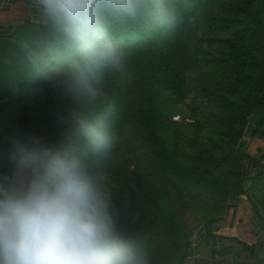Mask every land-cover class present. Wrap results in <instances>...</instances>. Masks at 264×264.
Here are the masks:
<instances>
[{"label": "trees", "instance_id": "obj_1", "mask_svg": "<svg viewBox=\"0 0 264 264\" xmlns=\"http://www.w3.org/2000/svg\"><path fill=\"white\" fill-rule=\"evenodd\" d=\"M108 30L124 67L105 69L91 92L66 83L71 53L44 50L43 17L0 37V173L13 138L74 142L124 234L153 264H185L196 231L212 236L232 204L244 198L264 220V153L247 151L248 139L264 142V0H179L171 26L140 18ZM77 116L100 123L111 146L92 152Z\"/></svg>", "mask_w": 264, "mask_h": 264}, {"label": "clouds", "instance_id": "obj_2", "mask_svg": "<svg viewBox=\"0 0 264 264\" xmlns=\"http://www.w3.org/2000/svg\"><path fill=\"white\" fill-rule=\"evenodd\" d=\"M51 39L44 50L71 53L66 83L92 91L105 69H122L112 20L148 18L171 26L179 0H32ZM74 130L94 153L108 149L100 123L77 116ZM11 174L0 173V264H153L119 228L110 191L74 142L59 146L13 138Z\"/></svg>", "mask_w": 264, "mask_h": 264}, {"label": "crops", "instance_id": "obj_3", "mask_svg": "<svg viewBox=\"0 0 264 264\" xmlns=\"http://www.w3.org/2000/svg\"><path fill=\"white\" fill-rule=\"evenodd\" d=\"M41 18L39 10L31 5L0 0V37L10 34L25 20L40 21ZM13 168L14 165L9 174ZM244 211L239 202L232 204L212 236L204 237L201 230L196 231L185 264H264V220ZM223 248L231 251L218 255Z\"/></svg>", "mask_w": 264, "mask_h": 264}, {"label": "rangeland", "instance_id": "obj_4", "mask_svg": "<svg viewBox=\"0 0 264 264\" xmlns=\"http://www.w3.org/2000/svg\"><path fill=\"white\" fill-rule=\"evenodd\" d=\"M245 136L248 137L247 131L245 132ZM247 141H248L247 151L250 155L258 157L262 152L264 153V142L263 141L252 140V139H250V140L248 139ZM42 143H44V142H42ZM263 163H264V161H263ZM250 165L254 168V172H256L257 170H260L262 168V166H260L256 163H250ZM239 205H240V207L242 206L245 208L246 211H244V213H251L250 207L244 198L241 199V201L239 202ZM186 219H187L188 224H190L192 226V228L195 230V228L197 227V223L195 222L194 217L192 215H186Z\"/></svg>", "mask_w": 264, "mask_h": 264}]
</instances>
